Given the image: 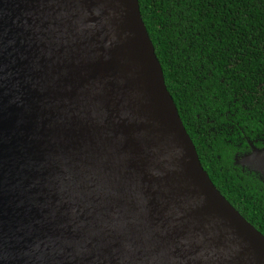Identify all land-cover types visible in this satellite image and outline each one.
I'll list each match as a JSON object with an SVG mask.
<instances>
[{
	"label": "water",
	"instance_id": "95a60500",
	"mask_svg": "<svg viewBox=\"0 0 264 264\" xmlns=\"http://www.w3.org/2000/svg\"><path fill=\"white\" fill-rule=\"evenodd\" d=\"M234 164L264 183V148ZM0 264H264L137 0H0Z\"/></svg>",
	"mask_w": 264,
	"mask_h": 264
},
{
	"label": "trees",
	"instance_id": "16d2710c",
	"mask_svg": "<svg viewBox=\"0 0 264 264\" xmlns=\"http://www.w3.org/2000/svg\"><path fill=\"white\" fill-rule=\"evenodd\" d=\"M164 85L199 163L225 200L264 236V183L200 131L232 120L238 132L264 124V0H137ZM257 99V100H255ZM245 126V127H244ZM253 132V131H252ZM255 132V131H254Z\"/></svg>",
	"mask_w": 264,
	"mask_h": 264
},
{
	"label": "flooded vegetation",
	"instance_id": "af4514ba",
	"mask_svg": "<svg viewBox=\"0 0 264 264\" xmlns=\"http://www.w3.org/2000/svg\"><path fill=\"white\" fill-rule=\"evenodd\" d=\"M256 97L261 103H264V88L262 85H259ZM249 127L261 130H252L253 132L249 131L248 133L238 132L240 128L233 125L232 120L225 123L221 122L217 126H208L205 131L199 132L198 146L199 148L207 146V140L212 145L217 141H221L233 149L229 152L227 158L231 164H234L240 156L250 151L251 148H264V124L258 121L256 125H247V128Z\"/></svg>",
	"mask_w": 264,
	"mask_h": 264
}]
</instances>
